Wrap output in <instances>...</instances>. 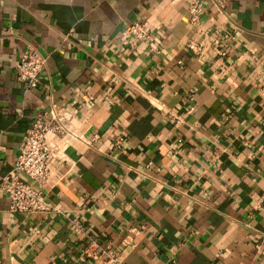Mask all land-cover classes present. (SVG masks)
<instances>
[{
  "label": "crops",
  "instance_id": "obj_1",
  "mask_svg": "<svg viewBox=\"0 0 264 264\" xmlns=\"http://www.w3.org/2000/svg\"><path fill=\"white\" fill-rule=\"evenodd\" d=\"M202 1L192 23L182 0H0V176L38 116L74 113L33 183L61 211L0 189V264H264V0Z\"/></svg>",
  "mask_w": 264,
  "mask_h": 264
},
{
  "label": "built area",
  "instance_id": "obj_2",
  "mask_svg": "<svg viewBox=\"0 0 264 264\" xmlns=\"http://www.w3.org/2000/svg\"><path fill=\"white\" fill-rule=\"evenodd\" d=\"M182 1L186 4L189 21L192 23L199 21L204 11L203 1ZM127 31L133 38L130 44H134L135 41L149 36L148 22L146 20L132 21L128 24ZM45 64L46 56L38 50L31 49L22 54L17 61L15 76L28 87L34 88L39 84V76ZM73 115L74 113L68 108L52 106L27 128L11 170L0 176V189L8 200L10 211L24 213L61 211V208L47 200L43 191L37 189L33 183L42 185L50 177V160L53 157V150L46 140L48 132L65 136L71 130ZM22 176H26L31 182ZM75 226L77 230H83L81 223L75 222ZM97 246L99 247L97 240L89 236V244L82 249V254L91 255L90 248ZM103 252L106 256L103 264H122L111 250Z\"/></svg>",
  "mask_w": 264,
  "mask_h": 264
}]
</instances>
